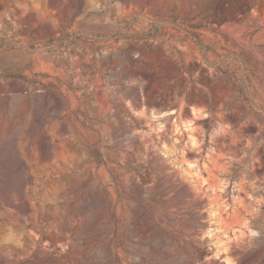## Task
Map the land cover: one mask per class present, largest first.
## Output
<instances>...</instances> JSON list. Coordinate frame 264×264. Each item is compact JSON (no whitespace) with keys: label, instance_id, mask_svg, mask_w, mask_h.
Instances as JSON below:
<instances>
[{"label":"rangeland","instance_id":"1","mask_svg":"<svg viewBox=\"0 0 264 264\" xmlns=\"http://www.w3.org/2000/svg\"><path fill=\"white\" fill-rule=\"evenodd\" d=\"M205 263L264 264V0H0V264Z\"/></svg>","mask_w":264,"mask_h":264},{"label":"bare ground","instance_id":"2","mask_svg":"<svg viewBox=\"0 0 264 264\" xmlns=\"http://www.w3.org/2000/svg\"><path fill=\"white\" fill-rule=\"evenodd\" d=\"M195 106V105H194ZM185 107V106H184ZM201 107V108H200ZM200 107H192L191 108V112L194 114V115H201V111H202V108H203V106H200ZM203 111H204V109H203ZM220 125V124H219ZM227 212V211H226Z\"/></svg>","mask_w":264,"mask_h":264},{"label":"built area","instance_id":"3","mask_svg":"<svg viewBox=\"0 0 264 264\" xmlns=\"http://www.w3.org/2000/svg\"><path fill=\"white\" fill-rule=\"evenodd\" d=\"M206 264V263H205Z\"/></svg>","mask_w":264,"mask_h":264}]
</instances>
